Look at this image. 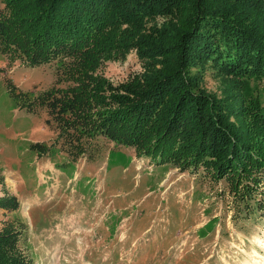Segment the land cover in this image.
<instances>
[{
	"label": "trees",
	"instance_id": "1",
	"mask_svg": "<svg viewBox=\"0 0 264 264\" xmlns=\"http://www.w3.org/2000/svg\"><path fill=\"white\" fill-rule=\"evenodd\" d=\"M2 1V53L57 65V86L31 100L46 103L61 137L103 134L207 171L230 182L247 217L264 215V0ZM133 51L142 71L119 83L105 75ZM18 206L0 197V208ZM21 231L0 228V264H33Z\"/></svg>",
	"mask_w": 264,
	"mask_h": 264
},
{
	"label": "rangeland",
	"instance_id": "2",
	"mask_svg": "<svg viewBox=\"0 0 264 264\" xmlns=\"http://www.w3.org/2000/svg\"><path fill=\"white\" fill-rule=\"evenodd\" d=\"M14 58L0 50V197L19 206L0 208V228L22 230L33 264H264V215L247 217L227 179L103 134L71 130L67 141L46 103L31 100L57 86V65ZM140 71L134 51L103 66L115 83ZM218 84L209 71L207 86Z\"/></svg>",
	"mask_w": 264,
	"mask_h": 264
},
{
	"label": "clouds",
	"instance_id": "3",
	"mask_svg": "<svg viewBox=\"0 0 264 264\" xmlns=\"http://www.w3.org/2000/svg\"><path fill=\"white\" fill-rule=\"evenodd\" d=\"M221 96H222V92H220V93L217 94V97L218 98L221 97Z\"/></svg>",
	"mask_w": 264,
	"mask_h": 264
},
{
	"label": "crops",
	"instance_id": "4",
	"mask_svg": "<svg viewBox=\"0 0 264 264\" xmlns=\"http://www.w3.org/2000/svg\"><path fill=\"white\" fill-rule=\"evenodd\" d=\"M50 167V166H49Z\"/></svg>",
	"mask_w": 264,
	"mask_h": 264
}]
</instances>
